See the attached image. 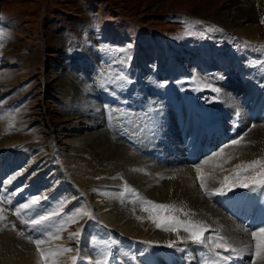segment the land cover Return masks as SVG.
Instances as JSON below:
<instances>
[{
    "label": "rangeland",
    "instance_id": "rangeland-1",
    "mask_svg": "<svg viewBox=\"0 0 264 264\" xmlns=\"http://www.w3.org/2000/svg\"><path fill=\"white\" fill-rule=\"evenodd\" d=\"M171 88L185 93L196 89L207 105L199 104L211 109L214 121L219 115L220 122L204 137L205 130L214 126L202 119L194 126L196 122L187 116L184 124L193 127L186 141H180L179 159L162 164L165 160L153 158L158 153H146L141 141L147 135L135 141L153 157L139 155L127 141L146 124L148 117L141 113L171 112L163 98ZM216 100L219 110L210 106ZM236 111L241 114L239 125L227 134ZM263 114L264 0H0V232L15 234L18 242L34 250L39 264H73V260L116 264L115 259L121 264H154L149 260L153 253L159 264H167L168 252L176 259L174 264H183V254L185 264L189 258L200 264L202 258L190 249L193 245L199 252L205 247L194 244L182 227L158 228L152 220L156 210H145L150 205L142 203L151 201L173 206L171 211H160V216H174L182 224L200 222L207 226L205 237L220 236L235 248L245 247L240 263L251 264V231L264 227V219H259L258 227L246 226L244 213L237 216L228 207L235 189L242 187L226 191L230 195L225 203L226 192L216 198L199 186L206 203L181 209L151 197L147 191L159 182L147 185L145 191L131 180L129 170L159 165L157 169L193 171L216 161L219 169L229 172L234 155L225 151L254 126H264ZM169 115L158 130L159 139L171 143L180 139L176 128L171 129L175 116ZM197 132H202L201 146L196 160L186 164L185 153L200 140ZM101 133L141 159L136 164L117 162L94 153L87 137L94 142ZM170 133L176 135L172 141L166 139ZM80 142L85 143L84 162L71 160L79 159L73 151ZM177 147L173 145V151L178 152ZM242 157L238 154L239 160ZM257 160L264 161V147L256 153L253 161ZM245 165L238 161L230 178L237 174L246 178L249 193L252 197L256 193L252 201L264 207V186L253 180L264 168L245 171ZM147 181L141 184L146 186ZM36 197L41 198L40 213H58L43 227L33 226L30 221L36 213L23 209ZM108 213L121 223L106 222ZM77 232L80 235H74ZM36 239L45 241L40 246L46 253L43 258L31 242ZM65 248L71 251H55ZM201 256V264H210L211 255Z\"/></svg>",
    "mask_w": 264,
    "mask_h": 264
},
{
    "label": "bare ground",
    "instance_id": "bare-ground-1",
    "mask_svg": "<svg viewBox=\"0 0 264 264\" xmlns=\"http://www.w3.org/2000/svg\"><path fill=\"white\" fill-rule=\"evenodd\" d=\"M245 11L247 10L245 9ZM252 32L253 31H251L250 33L252 34ZM169 90L170 91L165 92V95L163 96V98L164 100H166V103L167 102L168 104L170 103L172 109H171V112H169V114L171 113L174 114L176 122H178L180 125V132H182V126H188V124L191 125L192 123L191 120L192 121L194 120V122H196L195 123L196 126L199 125L198 124L199 119H202L204 123L207 122V123H210V126H213L212 125L214 123L213 117L215 115L213 116L211 109H209L207 106L200 105L197 102L198 100L197 97L193 96L192 94L190 95V97L188 96V98L186 99V97H184L185 93L183 91H179V89H173V88ZM189 94H186V95H189ZM138 99H136V101ZM219 108L220 106L218 104V110ZM218 110H216V114L218 113ZM141 115L143 117L146 115L148 119H147V122H145L146 124L141 126L142 128H139V130L137 129L138 133H137V130L133 131V136L135 137L137 142L141 141L142 136L144 137L147 135L146 136L147 138L141 141V143L144 144L143 146H146V149L148 150V152L146 153L148 154L158 153L157 155L159 158L165 156V154H169L170 156L175 157L177 154L175 155L176 151H173V145H177L176 143L179 140L177 141L171 140L172 142L170 143L168 141H163L162 139H159L162 133L158 130L160 129V126H158V124L159 122H162L163 126H165L164 121L166 119L167 120L170 119L169 118L170 115L169 117L167 114L163 116L160 113V111L152 112V110L149 114L141 113ZM187 116H189V120L191 123L184 124L187 119ZM240 117H241V114H240ZM182 136H184L183 133H181L180 137ZM91 137L92 136L87 137L88 144L92 145L93 147L92 149L94 153L99 152V154H101L103 158H107V159H110L111 161H117V162L118 161L120 162L121 160H123L125 163H128L129 161H131L135 164L138 160L141 159L138 156L134 155V153L131 150H129V148H124L123 146H120L112 136L106 133H101L100 135H98L96 141L94 142L91 141ZM151 140H153V143L152 145H149L148 143ZM160 140L162 142H160ZM263 147H264V126H254L250 134H248L247 137L245 136V138L239 144L232 145L230 150L225 151V153L228 152V154H230L231 156L234 155L232 156V160L228 164L229 170L232 168L234 169V165L237 164V162L240 160L242 162L247 163V165L248 164L250 165L252 163L250 161H253V159L255 160L256 153L259 150H261ZM73 152H75L76 155L80 154V156H79V159L75 157V158H71V160L79 161L81 159L80 161L84 162V160L81 158L82 157L81 155H84L86 153L85 143L80 142V144H76V149ZM171 152H174V153H171ZM238 154L243 156L240 160L238 158ZM190 155L192 154L190 153ZM215 162L212 161L211 163L205 165L204 168L203 167L200 168L201 171L199 174L197 173L196 169L193 171L190 170L189 168L170 171L168 169H157L159 165H155L154 167H151L152 166L151 165V166L141 167L142 169L140 168L137 170L136 168H131V170H129V173H130L129 176L135 184L142 186L145 191H147L146 189L148 187L147 185L151 186L159 182L158 186L154 187L152 191L151 190L147 191L149 192L148 194L151 195V197L153 196L156 198H160L161 200H165L170 203L173 202L175 205L177 204L181 209L198 208L200 205L206 203L203 201L204 199H202L201 195H199V189L201 190V188L199 187L201 186L200 177H203V181H204V187L202 189H209L211 190L212 193H214V192H217V190L222 187L221 185L224 184L226 177L230 178L231 176H233V173H232L233 169L229 172H224L216 166L217 164H215ZM143 180H148L146 182V186L141 184L143 183L142 182ZM239 201H240V196H239V193H237V191L233 193L230 197V200H228V202L232 203L234 206H236V204L239 203ZM262 212L263 211L258 212L257 217L254 219L257 221V226H259V219H263ZM104 219L106 220V222H109L111 224L121 223L120 222L121 220L115 219L112 213L111 214L108 213ZM252 220L253 219L250 217L249 221H252ZM122 224L124 225L123 222ZM220 225H218L219 226L218 228H220ZM125 228L127 229L126 226L124 227V229ZM154 242L155 240H152V239L149 240V243H151V246L154 244ZM252 243L253 244L250 245L251 246L250 250L252 251V254H251L252 263L251 264H264V262L258 261L257 258L255 257L254 255V252H255L254 243L255 242L253 241ZM229 245L232 246L231 244ZM243 246H245V243L243 244ZM205 248L204 250L206 251ZM241 248H245V247H241ZM246 251L247 250H245L244 253L239 257L231 256V258L226 262V264H241L240 260L245 257ZM228 254H229L228 256L231 255L230 253ZM55 256H56V253L55 254L52 253V257H55ZM173 258L174 257L172 256V254L168 252V264L175 263V259ZM149 260L151 262H154V264H159V262L157 261L155 257V253H153L152 257ZM194 263H195L194 259L189 258L187 261V264H194ZM0 264H39V262H38V257H36V253L34 252L33 249L29 248L25 244L18 242L15 238V234L13 235L12 233L3 231V232H0Z\"/></svg>",
    "mask_w": 264,
    "mask_h": 264
},
{
    "label": "snow or ice",
    "instance_id": "snow-or-ice-1",
    "mask_svg": "<svg viewBox=\"0 0 264 264\" xmlns=\"http://www.w3.org/2000/svg\"><path fill=\"white\" fill-rule=\"evenodd\" d=\"M120 79H124V77L121 76ZM213 91L219 93V89H213ZM232 143L234 145L239 144L240 140H234ZM257 166L264 168V161H260V160L253 161L252 164L245 165L243 166V168L245 171L249 169L255 170ZM237 167L239 168L242 166L238 165ZM196 171L199 174L201 170L199 167H197ZM200 179H201V187L203 188L204 187L203 177H200ZM253 180L256 184L264 186V171L260 173L258 178L253 177ZM234 185L238 187H242V188L249 187L248 183L246 182V178L245 180H242L241 176L237 174L235 178L226 177L223 187L218 189L217 193L219 195H224L225 192L231 190V188ZM125 188H126V191L132 192L134 195H136L133 189L128 188L127 186H125ZM252 190L255 191V188H253ZM40 199H41L40 197H36L35 199L30 200V202L25 203L23 205V209L32 210L33 212L36 213V215L30 221V223L33 226L43 227V226H46V224L51 221L52 217L56 216L58 213L57 212H53L50 214L40 213L37 210L39 208ZM142 203L146 205H150V208L145 209V210H149V211L156 210V214L152 216V220H153V223H155L158 228L161 227L162 224H163L164 231H177L182 227L185 232L189 233V237L194 244L200 245L202 247H207L209 249L210 254H212L213 256L211 264H226V262L231 258V256L239 257L245 251V248H235V247L230 246L225 240V238L223 237H220V236L205 237L204 233L205 231H207V226L203 225L200 222L182 224L174 216H160L159 215V212L162 210L171 211L173 209V206L171 205L154 204L151 201H143V200H142ZM20 214H21L20 211H17V215L19 216ZM89 216H90V213H89ZM72 222H75V218H73ZM244 231L247 232L248 229H244ZM74 235L78 236L80 235V233L77 232ZM251 236H252L253 241L255 242L254 243V248H255L254 255L258 261L264 262V227H260L259 231L252 230ZM49 239H51V237H49ZM31 242L36 244L37 251L40 254L41 258H43L46 253L45 251L41 250L40 246L41 244L45 243V241L42 239H36ZM168 247H173V242H169ZM219 248L224 249V251L230 253L231 255L230 256L220 255L219 253L216 252V249H219ZM52 251L53 250H48V253L50 254ZM55 251L63 253V252L71 251V249L65 248V249H58ZM73 264H76L75 260H73ZM98 264H103V262H98Z\"/></svg>",
    "mask_w": 264,
    "mask_h": 264
}]
</instances>
